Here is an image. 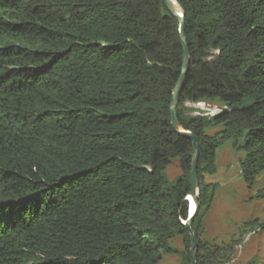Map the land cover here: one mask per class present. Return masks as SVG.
<instances>
[{
	"label": "trees",
	"instance_id": "trees-1",
	"mask_svg": "<svg viewBox=\"0 0 264 264\" xmlns=\"http://www.w3.org/2000/svg\"><path fill=\"white\" fill-rule=\"evenodd\" d=\"M176 1L190 56L177 113L199 144L192 226L208 264L201 252L214 263L225 248L201 239L220 145L206 128L244 152L249 186L264 171V0ZM179 28L164 0H0V264H190L195 155L171 116ZM205 100L227 108L186 114Z\"/></svg>",
	"mask_w": 264,
	"mask_h": 264
},
{
	"label": "rangeland",
	"instance_id": "rangeland-1",
	"mask_svg": "<svg viewBox=\"0 0 264 264\" xmlns=\"http://www.w3.org/2000/svg\"><path fill=\"white\" fill-rule=\"evenodd\" d=\"M211 105L224 106L219 101H208ZM186 114L194 115L191 106H186ZM222 127L209 125L206 133L216 136L220 145L216 150V172L205 175L206 183L215 184L214 199L203 219L201 239L212 247L224 249L221 262L212 263L206 252H201L208 264H264V231L259 225L264 223V196L258 192L264 189V171L249 186L240 170L243 151L234 148V141H222ZM182 173L179 159H173L166 174L171 180ZM171 245L182 251L183 238L177 236ZM221 247V248H222ZM219 256V257H220ZM180 254L165 255L157 264H181Z\"/></svg>",
	"mask_w": 264,
	"mask_h": 264
},
{
	"label": "water",
	"instance_id": "water-1",
	"mask_svg": "<svg viewBox=\"0 0 264 264\" xmlns=\"http://www.w3.org/2000/svg\"><path fill=\"white\" fill-rule=\"evenodd\" d=\"M165 1V6L166 8L169 10L170 13H172L175 17H177L179 19L180 22V37L182 39V44H183V56H184V61H183V66H182V70L180 73V79L176 85L175 90L173 91V99L171 102V116H172V126L173 128L178 131L179 133L183 134V135H187L189 138L192 139L193 142V149H194V159L192 162V166H191V170H190V175H191V179H190V191H189V195H191L193 197L194 200V207H191V202L189 201L190 197L188 195V197L186 198L187 201H189V208H188V220L186 222H184V225L186 226V230L188 232V234H190L191 237V246H190V253H191V261L190 264H197V259H198V245H199V241H198V234H196L195 230L193 229L192 223L193 220L196 216L197 210L199 208V200H198V196H199V174L197 172V168H198V159H199V144L197 141L196 136L189 130H184L181 127L180 124V119L177 113V108L180 102V98H181V92L185 86V82H186V74L189 70V66H190V56H189V45H188V40L186 37V20L184 17V11L182 10L181 6H180V12L177 11L176 5L174 3L173 0H164ZM179 4V3H178Z\"/></svg>",
	"mask_w": 264,
	"mask_h": 264
},
{
	"label": "built area",
	"instance_id": "built-area-1",
	"mask_svg": "<svg viewBox=\"0 0 264 264\" xmlns=\"http://www.w3.org/2000/svg\"><path fill=\"white\" fill-rule=\"evenodd\" d=\"M189 105L193 109L194 115H199V116H208L212 117L215 116L216 114L222 112L227 108V106H217V105H211L207 100L205 101H197V102H187L186 106ZM186 221H183V223Z\"/></svg>",
	"mask_w": 264,
	"mask_h": 264
},
{
	"label": "bare ground",
	"instance_id": "bare-ground-1",
	"mask_svg": "<svg viewBox=\"0 0 264 264\" xmlns=\"http://www.w3.org/2000/svg\"><path fill=\"white\" fill-rule=\"evenodd\" d=\"M173 1H174L175 5H176L177 11L180 12V6H179L178 2L176 0H173ZM189 197H190L189 201L191 202V207L193 208L194 205H195L193 197L191 195H189Z\"/></svg>",
	"mask_w": 264,
	"mask_h": 264
}]
</instances>
